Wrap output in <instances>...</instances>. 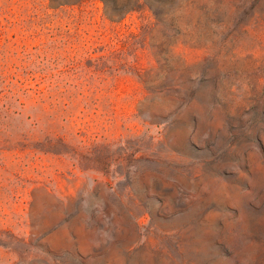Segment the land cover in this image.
Wrapping results in <instances>:
<instances>
[{
    "label": "rangeland",
    "instance_id": "1",
    "mask_svg": "<svg viewBox=\"0 0 264 264\" xmlns=\"http://www.w3.org/2000/svg\"><path fill=\"white\" fill-rule=\"evenodd\" d=\"M163 1L107 30L124 53L58 54L100 0L43 30L50 0H0L30 88L0 92V264H264V0Z\"/></svg>",
    "mask_w": 264,
    "mask_h": 264
},
{
    "label": "trees",
    "instance_id": "2",
    "mask_svg": "<svg viewBox=\"0 0 264 264\" xmlns=\"http://www.w3.org/2000/svg\"><path fill=\"white\" fill-rule=\"evenodd\" d=\"M89 0H50V7H52L55 12L52 14H46L40 18V21L37 22L38 26H40V30L44 28H49V25L61 27L64 22H67V26L73 25V27H78L88 20L87 17V6ZM103 3V13L102 18L103 21H110L112 27H106L104 23L99 22V26L104 28V34L102 33L99 36H95V39H87V37L82 36L80 34L69 33V40L67 42H63L59 44L58 40H53L48 43L46 41H42L37 49L43 53H58L62 54L65 52H74L75 54H83V53H91V48L94 43H101V51L106 52L108 54H121L125 52L124 46L115 48L113 45L114 38L117 37L116 34L108 36L107 30L110 29L114 32V25L116 23L121 22L129 13L138 10L150 9L154 11V7H161L166 4L163 0H100ZM102 21V22H103ZM10 28H14L15 22L10 21ZM128 26V34H132L137 36L139 34L140 23L132 20ZM135 27V28H133ZM31 29L29 26L27 29ZM110 33V31H109ZM42 32L35 30V32L31 33L33 38H38L42 36ZM103 35V36H102ZM119 35V34H118ZM107 37V38H106ZM1 38V36H0ZM91 38V37H90ZM108 39V40H107ZM10 40L7 39L5 43L1 42L0 39V92L6 89L7 94L5 98L7 99L5 102L6 111L11 108V105L14 101L20 99L21 93L26 94L30 89L28 87H24L26 85V79L21 78L19 73H9L5 74V69L8 64V59L11 56L17 55L19 53V47H12L9 45ZM15 44V42H14ZM67 47V48H66ZM24 48L23 50L25 51ZM69 49V50H67ZM107 49V50H106ZM15 68L17 65L13 64ZM25 76V75H24ZM2 104V106H5Z\"/></svg>",
    "mask_w": 264,
    "mask_h": 264
},
{
    "label": "bare ground",
    "instance_id": "3",
    "mask_svg": "<svg viewBox=\"0 0 264 264\" xmlns=\"http://www.w3.org/2000/svg\"><path fill=\"white\" fill-rule=\"evenodd\" d=\"M113 262V261H112Z\"/></svg>",
    "mask_w": 264,
    "mask_h": 264
}]
</instances>
